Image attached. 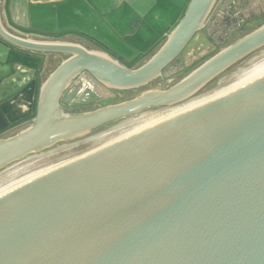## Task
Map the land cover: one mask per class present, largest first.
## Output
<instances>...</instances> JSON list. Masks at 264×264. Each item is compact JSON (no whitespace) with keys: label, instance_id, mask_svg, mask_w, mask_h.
I'll use <instances>...</instances> for the list:
<instances>
[{"label":"water","instance_id":"1","mask_svg":"<svg viewBox=\"0 0 264 264\" xmlns=\"http://www.w3.org/2000/svg\"><path fill=\"white\" fill-rule=\"evenodd\" d=\"M216 3L189 0L159 48L133 69L79 43L13 34L0 16L3 44L67 56L41 84L30 124L0 139V170L182 104L264 47L263 25L166 89L64 111L67 88L81 73L106 88L137 90L183 69L179 58L191 50L212 53L201 31ZM0 264H264V73L5 189Z\"/></svg>","mask_w":264,"mask_h":264},{"label":"crops","instance_id":"2","mask_svg":"<svg viewBox=\"0 0 264 264\" xmlns=\"http://www.w3.org/2000/svg\"><path fill=\"white\" fill-rule=\"evenodd\" d=\"M188 2L2 0L0 16L8 31L21 37L79 43L141 63L163 43ZM51 64V54L27 53L0 42V139L30 124L39 88L54 69Z\"/></svg>","mask_w":264,"mask_h":264},{"label":"flooded vegetation","instance_id":"3","mask_svg":"<svg viewBox=\"0 0 264 264\" xmlns=\"http://www.w3.org/2000/svg\"><path fill=\"white\" fill-rule=\"evenodd\" d=\"M228 1L229 0H217L215 7L210 13L201 31L203 38L210 45L212 53H206L204 56L200 57V55H196L194 53V50H191L190 52L184 54L185 61H182L181 57L179 58L183 65V69L174 73L167 79L158 78L152 83H149L145 87H141L137 90H117L106 88L95 82L86 73H81L67 88L70 107L63 106L64 111L69 113L86 112L106 105L117 104L128 99H132L139 95L142 91L150 88L166 89L188 75L191 71L196 69L199 65L220 50L264 25V0H231V5L228 4ZM231 9L233 13L229 14ZM56 55L58 56V61L59 58H66V55ZM53 60L54 57L51 56L52 63H54ZM142 63L143 62L132 63L134 65L128 68H137ZM232 68L228 69L222 75L214 79L193 97L200 95L204 91L211 88L219 78L228 73ZM172 77L174 79L173 82L166 84ZM103 128L93 133L103 130Z\"/></svg>","mask_w":264,"mask_h":264},{"label":"rangeland","instance_id":"4","mask_svg":"<svg viewBox=\"0 0 264 264\" xmlns=\"http://www.w3.org/2000/svg\"><path fill=\"white\" fill-rule=\"evenodd\" d=\"M51 56L54 57V63H52L51 66L52 68H55L58 65V56ZM120 61L127 67H131L134 65L122 60ZM263 64L264 48L250 55L243 62L233 67L228 73L219 78L211 88L204 91L200 95L188 99L182 104L167 108L149 109L141 113L137 117H129L109 124L106 128L96 133L70 141L59 142L39 153L30 154L24 159L14 162L6 168L0 170V191L11 188L34 176L37 173L45 171L66 161L72 160L104 144L116 140L126 135L127 133L146 125L147 123L165 117L178 109L184 108L189 104L213 97L216 94L228 89L237 82L239 83L254 68ZM173 80V77L170 78L166 84L172 83Z\"/></svg>","mask_w":264,"mask_h":264},{"label":"bare ground","instance_id":"5","mask_svg":"<svg viewBox=\"0 0 264 264\" xmlns=\"http://www.w3.org/2000/svg\"><path fill=\"white\" fill-rule=\"evenodd\" d=\"M264 73V64L263 65H260L256 68H254L244 79H242L239 83H243V82H246L250 79H253V78H256L260 75H262ZM200 102V101H199ZM156 121V120H155ZM154 122V121H152ZM152 122L150 123H147L146 125H149L151 124ZM144 125V126H146ZM143 127V126H142ZM7 190V189H6ZM4 191V190H3ZM3 191H0V193H2Z\"/></svg>","mask_w":264,"mask_h":264},{"label":"trees","instance_id":"6","mask_svg":"<svg viewBox=\"0 0 264 264\" xmlns=\"http://www.w3.org/2000/svg\"><path fill=\"white\" fill-rule=\"evenodd\" d=\"M52 55H56V54H52ZM67 57V56H66ZM65 58V57H64ZM64 58H59V61H58V63L61 61V60H63ZM104 128H106V127H104ZM103 128V129H104Z\"/></svg>","mask_w":264,"mask_h":264}]
</instances>
